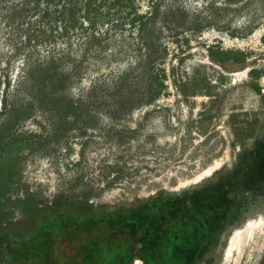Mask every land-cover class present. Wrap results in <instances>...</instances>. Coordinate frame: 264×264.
I'll list each match as a JSON object with an SVG mask.
<instances>
[{
    "label": "rangeland",
    "instance_id": "1",
    "mask_svg": "<svg viewBox=\"0 0 264 264\" xmlns=\"http://www.w3.org/2000/svg\"><path fill=\"white\" fill-rule=\"evenodd\" d=\"M0 190L3 264H264V0H0Z\"/></svg>",
    "mask_w": 264,
    "mask_h": 264
},
{
    "label": "trees",
    "instance_id": "2",
    "mask_svg": "<svg viewBox=\"0 0 264 264\" xmlns=\"http://www.w3.org/2000/svg\"><path fill=\"white\" fill-rule=\"evenodd\" d=\"M145 73L146 72L141 71L137 75L143 74L147 77V79L144 77L145 78V86H144L143 90H145L146 88L149 87L148 95H146L148 97V100H146L145 98L144 99L141 98L139 101H135L134 99L125 101L124 99H122V101L124 102V105L128 106L127 109L134 108V107H137L140 105H147V104L149 105L152 102H154L158 97H160L161 90L158 91V89H160V88L162 89V87H164V79L166 78V76L164 74H157L156 76H153L154 74L152 75L149 72H148L149 75L145 74ZM132 74H134V73H131L130 75H125V76L119 78L120 82L122 84H124L125 87H128V84L130 83L129 78H131L133 76ZM148 76H149V78H148ZM78 100H79V102L71 101V107L73 109L81 107V99L78 98ZM77 111H80V109H78ZM77 115L78 114H76L75 116H77ZM1 194H3L2 190H0V196H1ZM36 212H37V209H35V207L32 204L27 206V211H26L27 215L34 216V215H36ZM0 214H1V211H0ZM45 241H46V243L50 242V240H48V242H47V239H46V240H43V242L41 241V243H44ZM9 242H10L9 234H7L5 232V226L2 223V219L0 218V264H3L5 262V256L2 252V247L7 245ZM46 243L42 244L40 246H35V247L30 248L29 254L33 253V254L38 255L37 252H39L42 255H43V253L48 254L49 251L51 252V248L52 249H54V248L51 244H49V246H48V244H46ZM49 247H50V250H49ZM95 251L96 250L86 249V251L83 254L84 257L82 260V264H101L99 256L97 254H93Z\"/></svg>",
    "mask_w": 264,
    "mask_h": 264
},
{
    "label": "bare ground",
    "instance_id": "3",
    "mask_svg": "<svg viewBox=\"0 0 264 264\" xmlns=\"http://www.w3.org/2000/svg\"><path fill=\"white\" fill-rule=\"evenodd\" d=\"M241 238V237H240Z\"/></svg>",
    "mask_w": 264,
    "mask_h": 264
}]
</instances>
